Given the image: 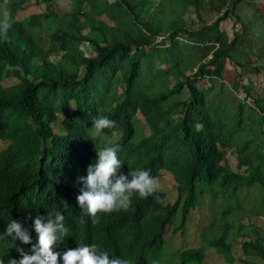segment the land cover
I'll return each mask as SVG.
<instances>
[{
	"label": "trees",
	"instance_id": "16d2710c",
	"mask_svg": "<svg viewBox=\"0 0 264 264\" xmlns=\"http://www.w3.org/2000/svg\"><path fill=\"white\" fill-rule=\"evenodd\" d=\"M11 1L12 9L18 11L33 0ZM54 1L44 0L46 3ZM71 1L70 12L60 20L56 33L51 36L64 55L59 65L49 61L48 53L33 37L28 39L19 31L21 37L16 38L14 31L19 30V24L9 30L8 42L0 39V141L8 142V149L0 154V234L12 219L60 212L66 216L70 229L67 241L71 245L95 243L110 256L129 259L132 264H153L159 260L167 229L177 213L183 212V226H186L191 213L197 209L204 195L200 184L232 188L233 193L244 187H264V151L250 154L246 149L241 151L238 166L247 167V174L226 163L220 147L227 148L232 135L225 133L226 123L213 115L210 108L213 102L208 101L201 81L221 79L227 63L241 69L242 77L252 78L264 72V62H260L264 55L253 41V38L264 40V10L257 7L252 21L238 13V6L246 0ZM189 12L199 19L203 12L216 14L217 20L213 24L203 22L198 30H189L185 22ZM46 15L51 17V14ZM52 15L56 16L53 12ZM230 17L235 19V24L244 27V32H235L233 38L221 30V24ZM43 18V14L32 15L29 22L33 31ZM100 18L110 20L113 25L109 26ZM85 29H90V36L82 33ZM181 35L187 36L186 42L179 40ZM163 36L172 41L170 45L166 41L158 43ZM84 41L93 46L94 58L88 59L80 51ZM185 48L195 53H189L191 58H199L201 62L196 72L188 77L182 73L173 88L166 79L169 90L158 98L144 96L139 88L144 85L137 84L141 58L152 59L154 51L161 57L164 55L165 64L171 66L164 72L169 78L170 71L185 62L186 55L182 51ZM33 60H39V66H35ZM6 64L21 65L24 75L17 71L5 72ZM83 68L85 72L80 78L79 71ZM119 75L124 82L123 93H113L109 102L102 98L98 104L102 97L99 95L108 94ZM13 78L19 84L4 87L3 81ZM159 79L155 77L150 85L158 88ZM241 83L237 80L235 87L240 89ZM186 88L190 100H176ZM246 88L251 95L252 88ZM72 103L76 107L69 113ZM256 104L264 112V105L257 99ZM101 105H105V109L101 110ZM244 107L245 102L238 115L240 125ZM59 112L67 113L66 119L61 121L65 133H56L53 127ZM105 112V116L116 121V129H105L104 133L124 134L118 145L125 166L150 169L156 178L162 171L170 170L179 193L176 203L162 204L163 196L158 193L147 199L136 195L133 206L127 211L104 214L99 225H93L78 212L73 199L80 194L82 185L77 178L87 176L80 165L93 146L88 128L93 118ZM137 112L152 130V134L138 142L144 152L131 145ZM177 116L182 119L175 121ZM176 122L177 128L172 129ZM170 144L180 157L167 162ZM224 197L232 198L231 192H225ZM259 205L261 207L254 206L258 211L249 217L258 241L250 238L242 248L246 256L264 260L263 198ZM242 236L233 241L225 231L223 236L207 242L227 264H241L234 257V247L235 243H242ZM16 246L19 247L17 243ZM0 252L6 261L17 254L15 244L8 238L0 241ZM204 256L203 248L183 251L180 264L197 263L203 261Z\"/></svg>",
	"mask_w": 264,
	"mask_h": 264
},
{
	"label": "rangeland",
	"instance_id": "374dc122",
	"mask_svg": "<svg viewBox=\"0 0 264 264\" xmlns=\"http://www.w3.org/2000/svg\"><path fill=\"white\" fill-rule=\"evenodd\" d=\"M109 1L114 2L115 0ZM257 7L258 9L264 10V0H246L238 6V13H240L244 19L253 21L255 20ZM71 8V0H55L52 3H46L44 0H33L31 3L27 4L24 9L20 10L21 13L16 17L17 20L22 21L29 18L31 15L51 14V18L41 21V27L38 28L36 32L39 46L45 49V51H49L48 56L50 61L54 64L60 63L64 55H62L59 49H57V46L55 45L56 43L52 42L51 35L56 32L60 20H64L65 15L70 12ZM0 9H8L11 11V3H0ZM52 12L56 15L55 17L52 15ZM100 19L104 20L109 26L113 25L108 19ZM67 20L69 21V19ZM81 20L83 21L84 19ZM216 20V14L206 15L205 12H203L202 19H199L195 13L191 12L185 15L186 27L189 28V30H198L203 26V22L213 24ZM221 30L226 32L230 38H233L235 32H244V27L242 24H235V19L230 17L229 20L221 24ZM82 33L87 36L91 35L90 29H85ZM179 38V40L187 41V36L185 35H181ZM253 41L259 46L260 54L264 55V40L253 38ZM171 42V40L167 41V45H170ZM91 47L94 51L92 45ZM79 48L80 51L84 53L83 42ZM182 51L186 55L185 62L182 63L180 68H177L176 70L172 69V71H170L172 72V75L168 74L170 76L169 78L164 75V72H168L171 66L169 67L165 64L164 55L162 58L156 51H154L155 53L153 54L154 57L152 59L146 58L145 56L141 58V76L139 77L137 84L141 83L144 85L139 86L144 96L152 99L158 98L169 90L167 80L169 86L173 88L179 77L182 76V73L188 77L196 72L195 68L201 64L199 58L197 59L198 61L193 57L191 58L189 53L194 52L188 51V48L182 49ZM84 55H87V57H95L91 49L90 52L86 51V54L84 53ZM256 60L259 61L260 59ZM260 62H264V59L260 60ZM235 68L236 67H233V65L227 63L226 70L221 79H213V82L206 78L202 79V85L204 86L202 90L207 96L208 101L210 103L213 102V104H210L213 115L220 120L221 123H226L225 133L232 135L231 144L227 148L225 146L220 147L225 155L226 163L229 164L232 169L247 174V167L241 169L240 166H238V163H240V158H238V156H240L241 151L246 149L248 154L255 151H264V112L261 110L260 106L256 104L257 99L261 105H264V101L260 100L261 98L264 99V72L260 75H253L252 78H250V76L242 77V70ZM81 71L82 69L79 71L80 78L84 75V71L82 73ZM155 77H160L161 79H159V82L157 83L159 85L158 88H153V86L150 85ZM237 80L242 82L240 84V89L235 87ZM183 81H185V79H183ZM16 84H18V82L15 79L4 81V87H11ZM113 85L114 86L111 87L108 94H105L104 92L99 95L102 97L98 100V104L103 101L102 98L106 101L110 100V95L113 93H117L118 95L123 93L124 82L120 75L117 76ZM246 87L252 88L251 95L246 91ZM176 100L188 102L190 100L189 90L186 88L176 97ZM243 102H245L243 123L240 125L238 124V115L242 112L241 104ZM115 104V102L112 103V106ZM75 107V104H71L69 112H72ZM100 109H105V105H101ZM106 113L107 112L104 113V116ZM59 116L60 120H62V118L66 116V113H62ZM136 117L137 121L136 123L134 122V142L139 141L142 134L148 135L150 133L149 127L144 124V118L141 114L137 113ZM181 119L182 117L177 116L175 121ZM177 123L178 122L172 125V129L177 128ZM54 125L56 131H61L59 123H54ZM173 132L174 131H172V133ZM119 134L121 133L119 132ZM175 139L177 140V138ZM96 140L98 142V149L100 150L107 147L109 144H114L118 140V135L110 141L105 138L102 133V135L96 138ZM7 149L8 142L0 141V153ZM179 155L180 153L170 144L166 153L167 162L176 160L180 157ZM96 160L97 159L95 158L93 164ZM158 182L160 185L159 192L165 194L164 203L166 205L176 203L179 193L174 174L168 169L164 170L161 172V177L158 178ZM200 190L204 195L199 200L198 207L192 213L187 226L185 228L182 227L183 212L180 211L174 220L173 226H170L167 229L166 241L158 263L180 264V253L182 251L203 248L205 254L204 260L193 264H227L222 257H219L215 251H212L213 248H210V244H208L207 241L219 238L223 236L225 231H228L230 239L233 241L235 239H241L240 236L244 234L247 236H242V243H235L234 257L236 261L241 264H264V260L261 257L246 256L242 248V244L248 239L250 240V238L255 242L258 241L255 237L256 234L253 232L254 228L251 227L249 222V217H252V214L258 211L254 206L261 207L259 204L262 202V198L264 200V187H261L260 185H256L253 188L244 187L233 193L232 188L222 189L220 186H217V184L202 183L200 184ZM225 192H231L232 198L224 197ZM261 213L264 216V210ZM241 259L250 260V262L244 263Z\"/></svg>",
	"mask_w": 264,
	"mask_h": 264
},
{
	"label": "clouds",
	"instance_id": "9594fccd",
	"mask_svg": "<svg viewBox=\"0 0 264 264\" xmlns=\"http://www.w3.org/2000/svg\"><path fill=\"white\" fill-rule=\"evenodd\" d=\"M6 1L7 0H0V3H7ZM12 15L16 16L17 11L13 9H11V11L8 9H0V39L6 42L9 41L8 33L12 28ZM43 15L44 18L40 20L39 25L34 29L35 32L41 27V21L49 19L50 17L47 18L46 14ZM31 17L32 15L26 18V21L29 22ZM55 33L56 32L53 34ZM53 34L51 36H53ZM158 43L161 42L158 40ZM55 45L60 51L59 45L57 43ZM90 49L95 55L91 45L87 46V41H84V53L86 54V51L90 52ZM45 52L48 53L49 51ZM85 57L88 59L93 58L87 57V55ZM60 63H62V61ZM60 63L52 64L59 65ZM7 71H17L21 75H24L23 67L19 64H6L5 72ZM83 71L85 72V69H82L81 73ZM40 83L41 82H38V84ZM62 113L65 112H59V115ZM141 116L143 117L142 114ZM66 117L67 113L62 120L66 119ZM62 120H60V116H58V120L55 122V124L59 123L61 131H56L55 125L53 124L56 133L66 132L65 129L62 128V122L60 126V121ZM136 121L137 117L134 119L135 123ZM144 124L148 125L150 130L149 123L145 118ZM105 129L115 130L116 121L100 113L98 117L92 119V123L88 128V132L92 135L93 146L80 165L83 170L87 171V176H79L77 178V182L82 185L80 194L73 199L75 208L78 212L89 218L93 225H99L102 215L127 211L132 205L133 197L136 195L141 199H147L149 196H154L158 193L163 196L160 202L166 205L164 203L165 194L159 192L160 185L158 178H160L161 175L156 178L152 175L150 169H132L126 167L121 147L118 145L123 139L124 134L121 132V134H119V131H113V134L108 135L104 133ZM102 133L105 138L110 141L118 135V140L114 144H109L107 147L99 150L96 138L100 137ZM150 134H152V130H150L148 135L142 134L141 138H143V136H149ZM138 142L139 141L134 142V138H131L132 147L138 148L139 151L144 152L138 145ZM95 158L97 160L93 164ZM155 198L159 199L158 196ZM186 226L182 227L185 228ZM69 233L70 229L66 216L60 212H55L54 214H38L36 216L25 215L12 219L5 227L3 234H0V241L6 238L11 239L15 244L17 254L15 257H9L6 261L2 259L0 252V264H132L129 259L110 256L108 251L100 249L95 243L71 245L67 241ZM16 243L19 247L16 246ZM153 264L159 263L153 261Z\"/></svg>",
	"mask_w": 264,
	"mask_h": 264
},
{
	"label": "water",
	"instance_id": "95a60500",
	"mask_svg": "<svg viewBox=\"0 0 264 264\" xmlns=\"http://www.w3.org/2000/svg\"><path fill=\"white\" fill-rule=\"evenodd\" d=\"M6 2H10V3L12 4V1H11V0H7ZM19 13H21L20 10L17 11V15H18ZM17 15H16V16H13V15L11 16V17H12V28H11V30H13V26H14L15 24H19V25H20L19 30L14 31L16 38H17V39H20L21 35H20V32H19V31H22V32L24 33V35H25L28 39H30V37H33V38L35 39V41H37V43H38V36H37V33H36L35 31L32 30V28H31L29 22H27L26 19H24V20H22V21L17 20V18H16ZM33 64H34L35 66H39V60H33ZM6 81H8V80H6ZM16 81H17L18 84H19V81H18V80H16ZM3 82H4V81H3ZM3 84H4V83H3ZM16 85H17V84H16ZM16 85H14V86H16ZM6 88H7V87H6Z\"/></svg>",
	"mask_w": 264,
	"mask_h": 264
},
{
	"label": "built area",
	"instance_id": "2783aa9c",
	"mask_svg": "<svg viewBox=\"0 0 264 264\" xmlns=\"http://www.w3.org/2000/svg\"><path fill=\"white\" fill-rule=\"evenodd\" d=\"M165 41H166V42L168 41V39H167L166 36H164V37H160V38H159V42H165ZM88 45H90V44L87 42V46H88Z\"/></svg>",
	"mask_w": 264,
	"mask_h": 264
},
{
	"label": "bare ground",
	"instance_id": "6f19581e",
	"mask_svg": "<svg viewBox=\"0 0 264 264\" xmlns=\"http://www.w3.org/2000/svg\"><path fill=\"white\" fill-rule=\"evenodd\" d=\"M71 173V172H70ZM44 178V177H43ZM37 179V178H36ZM49 179V178H48ZM52 181V180H51ZM133 206V205H132ZM133 208V207H132ZM138 209V208H137ZM117 214V213H116ZM133 218V217H132ZM132 228V227H131ZM142 245V244H141Z\"/></svg>",
	"mask_w": 264,
	"mask_h": 264
}]
</instances>
